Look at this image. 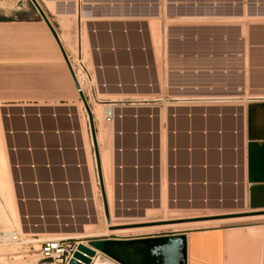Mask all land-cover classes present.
<instances>
[{
    "label": "rangeland",
    "instance_id": "1",
    "mask_svg": "<svg viewBox=\"0 0 264 264\" xmlns=\"http://www.w3.org/2000/svg\"><path fill=\"white\" fill-rule=\"evenodd\" d=\"M42 1L46 4V7L52 11L53 5L51 4V6L50 4L45 3V0ZM179 1L180 0H115L117 3V10L121 14H127L130 17L126 19L122 18L121 20L119 19V23L116 25V28H119V32H125L121 34L128 38L130 44V57L136 64L143 58L148 62L146 69L138 70L137 68L136 72H140L138 76L139 83L144 81L147 84H150L151 88H142L139 92L149 93L148 90H151V92L155 94L157 89H159L160 96H151V99L173 100L181 98V100L188 102L190 106L196 108L195 112L198 111L200 117L203 116L206 121L210 122L212 129L217 128L220 124L221 130L218 131L219 136L216 135L211 138L215 139L218 137L220 138V141L224 140L225 144L226 141L229 140L230 142L226 144L225 149L232 154L231 156L234 157V160H236V163L239 166V157L242 149L239 142L240 130L238 119L240 115V106H242V98L239 97V92L241 90L239 83L241 68L239 59L240 44L238 40V28L241 30L242 37V20L240 19L237 22L236 19L235 21L231 19H233V17H242V0H195L198 1V6L194 10L198 12L199 17L192 19L179 18L181 11H190L187 6H177ZM208 1L214 4L202 5V3ZM39 7L46 15L56 34H58L57 28L55 27L53 20L48 17L46 9L41 5ZM212 16H226L232 18L210 19ZM222 20L230 21L232 23L224 24ZM196 21L200 23H195ZM58 22L63 28L68 21L61 19L58 20ZM83 23L84 20H81V24ZM155 23L157 28L153 31L156 34L155 37L157 40L156 38L153 39L154 36L152 35L154 33L150 34L151 39H153V41H150L152 42V53L154 52V63H156L155 66H153L150 62L152 54L147 26H149V32H153L151 26H154ZM60 39L67 50V60L69 58L76 65L75 79L78 84L81 85L84 92L82 96L91 112L95 133L99 134L103 129L109 131L110 129L108 125L103 122L102 118L100 117L101 120H96L92 112L96 109V105H100L101 103L109 104L120 98L93 94L95 84L90 83L88 77L84 76V73L78 67V60L82 62L83 68L86 66L87 57L85 56V53L83 52L82 58L80 59V57H78V55H76V53L67 45V38L60 37ZM96 43L100 47L101 43L98 42V39L96 40ZM141 48L144 49L143 52L140 50ZM220 52H226L225 57L216 56ZM136 67L138 66L136 65ZM142 98L146 99V97ZM19 100L22 102L14 103L15 101L19 102ZM59 104H67L72 108L77 107L75 109L78 117L80 121L84 123L85 135L87 137L85 145L88 149V157L89 159L91 158L93 164L91 167V162L88 159V167L90 172H92V169L94 172V174L91 173L92 180L90 182L93 183L94 202L95 205L97 204L96 207L98 206V214L102 222V229L98 234L81 235L83 234L81 227L91 226V224L93 225L96 221L95 215H97L96 212H93L91 199L89 197L90 191L87 174H80V178L81 180H84L83 182L86 188L84 195L87 196L86 202L83 203L79 200L82 187L78 186L76 183L78 180L77 174H64L68 182V194H66V187L61 184L63 174H59L56 171L51 172V170L50 174H46L40 169H36L37 164L39 165L43 160L41 155H35V157V153L32 151L37 144L39 147L41 146L40 148L42 150H44H41V152L46 155V158H48L47 161L50 168L52 167L51 162L56 161V156L49 154L50 149L53 148L51 147L53 144L51 136H45V131L42 128L40 131L42 137L36 136L35 133H33V130L37 128V124L30 118L25 120V133H27V136H23L21 135L22 132H24L22 131L23 129L21 130L22 125L17 124V121H15L16 118L13 117L14 115H19L21 110L25 115H32L35 114L36 109ZM72 108H70L72 111L69 112L70 119L74 112ZM203 111L205 113H203ZM7 115L9 120L5 118ZM210 116H213V118H210ZM219 120H221V122H219ZM87 122V115L83 104L74 88V84L68 73L65 62L50 33L39 19L29 0H0V123L2 133V139L0 140V144L2 145L0 146V154L1 156L6 157L5 161L8 163L6 164V173L3 172L4 181H0V232L12 231L19 236L18 244L16 246L0 244V264H41L44 261H40L37 256L40 247L39 245L48 240H56L65 237L75 238L72 239V242L76 244L79 242L84 243L96 238L102 239V237L103 239L158 237L179 233L187 234L197 230L211 229L203 228L188 232L179 230H160L152 234H142L139 236L110 233L104 217L103 203L97 181ZM41 126L45 128L48 127L46 126V123L43 122H41ZM60 128L63 129L62 123H60ZM74 131L75 130H71L72 133ZM70 141L71 140L67 137L61 139L64 146L70 144ZM75 144L79 145L77 140L75 141ZM98 146L99 149H102L101 152L103 153L104 149H106V147L104 148V142L100 143ZM223 148L224 147L219 148L220 153H222ZM1 156L0 159L3 160L4 157L2 158ZM27 166L34 167L33 171L35 178L33 180H31V174ZM162 167L164 170V164ZM239 170V168L233 170L235 178H238V182H240ZM5 174H9V177ZM138 175L140 176L138 177L140 178L139 180L142 181L147 180L148 177L151 176L152 182L151 187L145 182H136V188H140L141 193L137 194L135 204L133 193H131L133 189L132 186H125V183L121 181V187H117L115 185V183H119L117 182V174H110V181H108L107 186L108 192L110 190L109 194L111 197L109 195V199H111V201L107 206L109 209L108 213L111 214L112 217L116 216L122 219H130L131 217H120L119 215H116L117 213L115 210L118 208L124 210L126 207L131 208L136 205L140 208L142 207V204L145 205L147 201L146 197L149 194L151 195L150 200L152 202L150 207L147 208L149 211L145 210L146 208L144 207L141 209L148 213H155L153 214V217H151L152 220H161L165 218H193L196 216L213 217V215H223V217H226L224 218L226 220L236 219L233 218V216H237L239 215L237 214L238 212L244 211L241 208V192L238 194L237 191V199H235L236 196H232L235 195L233 194L234 188L237 189L239 185H237V187L232 185L233 189L228 193V189L224 188V185L221 182L219 187L221 188V193L216 191V193L213 191L210 193V199L214 202L211 200L208 201V198L206 197L201 201L198 200L199 196L202 194L201 192L199 193V191L197 192V188L195 187V189H193L195 191L192 193L193 196H195L193 201L191 197H188V200L185 198L189 186L188 188L186 186L179 187L178 180H175L173 177L170 178V174H162V176H164L162 177L164 182H161L159 187L162 191L163 187L165 189V193L163 192L165 194V201L162 200V205L165 202V206L163 207H165V210L167 211L163 214L159 212V205L157 204V201H155L157 198V186L159 184V181L157 182V179L155 178L157 177V174ZM193 177L197 178L196 175ZM122 180H124L123 174ZM2 182L4 187L6 186L5 183L8 184L10 182L9 184L11 185L8 184L9 187L7 185L4 189L5 191L7 189L8 196L11 199L13 198L10 200L12 206L11 210L7 206L3 197L1 198V193L3 191ZM32 182H35L36 186H33ZM19 183L20 186L18 185ZM48 183H50V186ZM207 185L208 183L206 182L205 186ZM226 187L229 186L226 185ZM9 188H11L12 191ZM49 188L52 189V195L49 194ZM191 189L192 186L190 185V190ZM8 191H11L12 193H9ZM218 195L221 197H218ZM119 197L120 200H122L121 207H118V204L116 203V200ZM224 197L226 201L223 200ZM35 199L39 200V203L36 202ZM49 199L53 201L50 202ZM66 200L69 201L67 202ZM203 200L206 201L203 202ZM171 201H175L176 206L171 203ZM190 201H192V203ZM233 201L235 203H232ZM193 203L200 205V207L195 208L196 206L194 207L195 204ZM53 206H55V208H53ZM247 211V214L258 213L250 210ZM83 213H87L89 219L84 220L81 218L84 215ZM69 216H72L73 220H70ZM16 217L17 220H15ZM140 217L142 216H138V218ZM55 218L57 220H55ZM188 221L194 222L193 220ZM263 222L264 219L262 218L247 221L238 220L220 223L218 226L212 228L233 229L242 226H257ZM41 224L45 229L48 227L62 229V226L65 224L68 225V227L65 228L67 229V232L80 236H40V234H42V229L44 230V228H41ZM32 225H37V227ZM37 240L40 241L33 242Z\"/></svg>",
    "mask_w": 264,
    "mask_h": 264
},
{
    "label": "crops",
    "instance_id": "2",
    "mask_svg": "<svg viewBox=\"0 0 264 264\" xmlns=\"http://www.w3.org/2000/svg\"><path fill=\"white\" fill-rule=\"evenodd\" d=\"M254 1L242 0L243 15L238 17L239 19L235 18L237 22L242 19V37L241 30L238 28L241 68L239 97L242 98L238 119L239 142L242 149L239 165L240 167L242 166V169L240 168L238 172L239 174L241 173L239 175L240 182H238V178H235L232 169V165L234 162L236 163V160L225 149L226 144L230 141H226L225 144L224 140L220 141L218 137L215 139L211 138L216 135L219 136L220 124L217 128L212 129L210 122L206 121L203 116L200 117L198 111L195 112L196 108H193L181 98L173 100L151 99V96H160L159 89H157L155 94L151 90H148L149 93L139 92L142 88H151V85L144 81L139 83L138 76L140 72H136L137 68L138 70L146 69L148 62L143 58L136 64L130 57L129 52L126 51V48L130 45L128 38L122 35V32H119V28L117 29L116 25L119 23V19L130 17L127 14H121L117 10L115 0H50L49 2L53 5L52 11L46 7L42 0H36L39 6L41 3L46 9L48 17L53 20L59 40L60 37H66L67 45L80 59L83 52L85 53L87 57L86 66L84 67L86 76L90 83L95 84L93 94L120 98L109 104L101 103L96 105V107H102L100 117L102 116L103 122V109L105 107H111L115 113L123 116L120 122H115L113 125L104 122L110 129L111 174H117L114 169L117 158L116 149L122 148L123 161L126 166L122 182L125 183V186H132L131 193H133L135 198L137 194L141 193V189L136 188V182H145L147 184L152 182L151 176L147 180L142 181L139 180L140 178L138 177L140 176L138 174H157V177H155L157 182H161L162 174H170V178L173 177L178 180L179 187L186 186L188 188L189 186L185 197L186 200L188 197H191L192 200L195 198L192 193L196 187L197 192L199 191L202 194L198 200L201 201L206 197L212 201L210 193L212 191L221 193V188L219 187L222 182L224 188L228 189V193L233 189V186L237 187L239 185L237 189L234 188L233 194L235 195L232 196H236L237 191L239 194L242 190V195L246 201V207H244L246 208V213L248 212L247 210L264 213V8L259 7L256 9L246 5V2L253 3ZM257 2L264 4V0H257ZM177 6H187L190 9L189 12L181 11L179 18L192 19L199 17L198 12L194 10L198 6V1L180 0ZM224 17L232 18L226 16L220 18ZM211 18L219 17L212 16ZM61 19L68 21L63 28L58 22ZM81 20H84L83 24H81ZM223 23L232 22L223 21ZM93 30L96 32L95 35L92 33ZM108 31H111V34H108ZM97 39L101 43L100 47L96 43ZM60 43L68 56L61 40ZM95 45L100 48L98 54L94 52L93 48ZM111 47L114 48L113 53L110 51ZM225 54L226 52H220L216 56L225 57ZM150 62L155 66L153 58H151ZM98 65L102 67L101 70H98ZM142 97H146V99ZM21 102L19 100V102L15 101L14 103ZM70 108L72 107L67 104H59L35 110L42 114L41 122L46 123V126H48L47 128L41 126L45 131L44 135H50L53 139L51 146L53 148L50 149L49 154L55 155L56 161L51 162L52 167L50 170L59 174H62V172L57 167L60 163V155L57 152L58 147L63 149L62 156L66 163L73 164L76 159L75 154L69 151L71 146L75 144L70 132L73 128H77V120L80 119H78L75 108H72L74 111L73 119L68 118L69 112L72 111ZM52 113L56 115L55 119L51 117ZM203 113L205 112L203 111ZM210 118H213V116H210ZM30 119H33L32 121L37 124V128L33 130V133L36 136H41L38 133L39 123L35 118ZM15 121H17V124L22 125L19 118H16ZM60 123L63 124V129L60 128ZM56 131L59 132L58 136L55 135ZM172 131H175L174 136H171ZM117 132L121 133V136H118ZM150 132L152 135H149ZM95 136L97 137L98 133H95ZM63 137L69 138L71 140L70 144L64 146L61 142ZM172 146L176 147L175 154L170 152ZM40 147L37 144L33 148L34 156L41 155L43 157L42 162L39 165L37 164L36 169L50 174L51 172L44 168L48 158L41 152ZM97 147L99 150V146ZM220 147H224L222 153L219 152ZM150 148L153 150L152 153L149 152ZM188 150L190 151L188 152ZM174 163L177 166L175 172L170 169V166ZM163 164L164 171L161 166ZM219 164L224 166L222 171L218 170ZM204 165L208 166L206 170L203 169ZM149 166H152L151 170ZM188 166H191V169H188ZM161 170L163 171L162 173ZM29 171L31 180H33L34 172L30 169ZM67 174H77V172L69 169ZM195 175L197 178L193 177ZM77 176L79 177V174ZM117 176V182L121 183L119 174ZM206 182L208 183L207 186H205ZM115 185L117 186L116 183ZM190 185L192 186L191 190ZM226 185L229 187H226ZM158 186H160V183ZM158 186L157 197L160 189ZM85 189L81 188L79 198L85 196ZM65 193L68 194V188H66ZM49 194L52 195L51 188H49ZM150 196L149 194L146 198L148 199ZM218 197L221 196L218 195ZM223 200H225V197ZM50 202L52 201L50 200ZM194 204L195 208L197 206L200 207V205ZM146 206L149 207L147 203L145 205L142 204V207L147 209ZM258 218L263 219L264 216L256 219ZM248 219L256 220L255 217H250L242 221H247ZM41 232L40 236L47 237H63L73 234L67 232L64 227L62 229L48 227ZM60 239L67 241L69 245L75 244L72 242V239L75 238L65 237ZM82 244L85 245V243ZM99 262L101 264H114L102 257H99ZM41 264L50 263L43 262ZM186 264H264V222L257 226H242L233 229L211 228L187 233Z\"/></svg>",
    "mask_w": 264,
    "mask_h": 264
},
{
    "label": "bare ground",
    "instance_id": "3",
    "mask_svg": "<svg viewBox=\"0 0 264 264\" xmlns=\"http://www.w3.org/2000/svg\"><path fill=\"white\" fill-rule=\"evenodd\" d=\"M36 1V0H35ZM50 1V0H49ZM48 0H45V3H48V4H52V3H50ZM38 4V3H37ZM41 5V4H40ZM42 6V5H41ZM52 6V5H51ZM53 10V9H52ZM243 15V14H242ZM219 18H220V16H219ZM248 18V17H247ZM262 18V17H261ZM212 19V18H211ZM215 19V18H214ZM222 19V18H221ZM224 19H225V17H224ZM233 19H235L234 17H233ZM233 19H231V20H233ZM239 19V18H238ZM263 19V18H262ZM189 20V19H188ZM229 20V19H228ZM242 20V19H241ZM260 20V19H259ZM190 21V20H189ZM211 21V20H210ZM191 22V21H190ZM197 23H198V21H196ZM212 22V21H211ZM214 22V21H213ZM217 22V21H216ZM215 22V23H216ZM222 22H223V20H222ZM227 22H229V21H227ZM43 23V22H42ZM200 23V22H199ZM198 23V24H199ZM44 24V23H43ZM192 24V23H191ZM189 25V24H188ZM45 26V25H44ZM149 26H147V29H148V31H150L149 30V28H148ZM156 23H155V25L153 26H151V29H152V31L154 30H156ZM47 29V28H46ZM154 31L153 32H149V36H151L150 34H152V33H154ZM49 32V31H48ZM155 33L152 35V36H154L153 37V39H155L156 37H155ZM158 37V36H157ZM59 38V37H58ZM153 39H151V37H150V40H152L153 41ZM61 40V39H60ZM156 40H157V38H156ZM54 41V40H53ZM155 42V41H154ZM157 43V42H156ZM154 44V43H153ZM155 45V44H154ZM155 47V46H154ZM153 47V48H154ZM151 48H152V42H151ZM156 49V48H155ZM154 53V52H153ZM156 64V63H155ZM157 73V72H156ZM158 79V78H157ZM156 79V80H157ZM158 82V81H157ZM158 85V84H157ZM81 86V85H80ZM159 87V86H158ZM76 106V105H75ZM78 106V105H77ZM75 108H77V107H75ZM106 108H110V107H105L104 109H106ZM101 109H102V107H100V106H97L96 107V109L95 110H93V116H94V118L96 119V120H98V119H100V114H101ZM104 109H103V111H104ZM12 115V114H11ZM69 115V114H68ZM75 116V115H74ZM76 117H77V115H76ZM102 117V116H101ZM6 118V117H5ZM78 118V117H77ZM74 119H75V122H76V118L74 117ZM79 119V118H78ZM101 120V119H100ZM7 122V121H6ZM71 122H73V121H71ZM103 129V128H102ZM73 130H75L73 133L72 132H70V135L72 136V139H74V143H75V141H76V139H77V142L79 143V149H78V152H79V155H80V153H81V157L82 156H84V158L82 159V158H79V162L80 163H82L83 164V168L81 169V171L78 173L79 174V177H81L80 176V174H87V180L89 181V184H88V186H89V197H90V199H91V203H92V209H93V212H96L97 213V215H95V219H96V221L94 222V224L92 225L91 223V226H82L81 228H82V232H83V234H81V235H90V234H98V233H100L99 231H101V229H102V222H101V219H100V217H99V214H98V212H99V210L97 209L98 208V206L96 207V205H95V202H94V188H93V183L92 182H90L91 180H92V177H91V173H93L94 174V172H93V169H92V172H90V169H89V167H88V163H89V160H90V162H91V167L93 166V164H92V160H91V158L89 159V157H88V154H87V152H88V149H87V147H86V145H85V140H87V137H86V135H85V127H84V123L82 122V121H80V120H77V128H73ZM84 133V134H83ZM74 136V137H73ZM85 137H86V139H85ZM2 139V133H1V123H0V140ZM111 139V137H110V133H109V131H107L106 129H103L102 130V132H100L99 134H98V136L96 137V144H97V146L100 144V143H103L104 142V148L106 147V149H104V151H103V153L101 152L102 151V149L100 150L99 149V153H98V155H99V164H100V171H101V179H102V185H103V193H104V197H105V203H106V206L110 203V201H111V199H109V192H110V190H109V192H108V186H107V184H108V181H110V174H111V161H110V140ZM101 141V142H100ZM3 142V141H2ZM1 143V142H0ZM3 144V143H2ZM4 145V144H3ZM0 146H2L1 144H0ZM78 146V145H77ZM83 154V155H82ZM90 154V153H89ZM0 156H1V154H0ZM91 156V155H90ZM2 158L4 157V156H1ZM6 157H4L3 158V160L2 159H0V161H1V167H0V179L2 178L3 179V172L4 173H6V171H5V169L7 170V165L6 164H8V163H6V159H5ZM89 159V160H88ZM162 166V165H161ZM238 166V165H237ZM239 168H240V165L238 166ZM164 171V170H163ZM162 170H161V173L163 172ZM241 174V173H240ZM6 175V174H5ZM4 175V176H5ZM9 175V174H8ZM8 175H6V176H8ZM160 176V175H159ZM9 177V176H8ZM120 177V176H119ZM162 177V176H161ZM164 177V176H163ZM5 178V177H4ZM0 180V181H4V179L3 180ZM9 179V178H8ZM163 180V181H162ZM162 180H160L162 183L164 182V179L162 178ZM237 180V179H236ZM6 181V180H5ZM10 181V180H9ZM82 182H81V187H82V189L84 190V188H85V186H84V180H81ZM161 182H159V183H161ZM5 183V182H4ZM10 183V182H9ZM8 183V184H9ZM236 183H238V182H236ZM6 184V186L8 185L7 183H5ZM2 185H3V182H2ZM10 185V184H9ZM9 185H8V187H9ZM33 185V184H32ZM92 185V186H91ZM110 185V184H109ZM159 185V184H158ZM1 186V185H0ZM5 186V187H6ZM11 186V185H10ZM148 186H150L151 187V184H148ZM162 186V185H161ZM243 186V185H242ZM241 186V187H242ZM5 187H4V185H3V187H2V189H3V191H2V196H1V198L3 197V199L5 200V202H6V204H7V206L10 208V210H11V204H10V200H12L9 196H8V193H7V189H6V191L4 190L5 189ZM117 187H121V185H119V183H117ZM159 187V186H158ZM166 187V186H165ZM110 188V187H109ZM10 190H11V188H9ZM8 189V190H9ZM162 189V188H161ZM0 190H1V187H0ZM164 187H163V191L162 190H160L159 189V195H158V197L156 198V200L155 201H157V204L159 205L157 208L158 209H160V211L159 212H161V213H163V214H165L167 211L165 210V207H163V206H165V202H164V204L162 205V200H164L165 201V197H164ZM12 191V190H11ZM10 191V192H11ZM1 192V191H0ZM9 192V191H8ZM9 192V193H10ZM164 192V193H163ZM12 193V192H11ZM83 193V192H82ZM158 193V192H157ZM120 194V193H119ZM110 197H111V195H110ZM10 198V199H9ZM238 197L236 196L235 197V199H237ZM2 199V200H3ZM81 199V202H86V199H87V196H84V197H81L80 198ZM120 199V198H119ZM136 199L137 198H135L134 197V203L136 204ZM152 199V198H151ZM178 200V199H177ZM188 200V199H187ZM221 200V199H220ZM35 201L37 202V200L35 199ZM52 201V200H51ZM67 202L69 201V200H66ZM138 201V200H137ZM206 201V200H205ZM204 200H203V202H205ZM208 201H209V199H208ZM207 201V202H208ZM235 201V200H234ZM232 202V203H235V202ZM13 202V201H12ZM23 202V201H22ZM188 202V201H187ZM191 203H192V201H190ZM214 202V201H213ZM222 202H223V200H222ZM146 203L149 205V207H150V205H151V200H150V198H148L147 199V201H146ZM171 203H173L174 205H175V201H171ZM218 203H220V202H218ZM180 204V203H179ZM187 204V203H186ZM194 204V203H193ZM245 204H246V201H245V199H244V197H243V195H242V190H241V205L243 206V207H241L242 208V210H244V211H242V212H238L237 214H239V215H243V214H247L246 213V208H244V207H246L245 206ZM235 205V204H234ZM176 206V205H175ZM187 206V205H186ZM191 206V205H190ZM13 207H14V204H13ZM147 207V206H146ZM149 207H147V208H149ZM152 207V206H151ZM194 207H195V205H194ZM198 207V206H197ZM202 207V206H201ZM209 207V206H208ZM142 207H140V208H138V206L136 205V206H132L131 208L130 207H126L124 210H121V208H118V209H116L115 210V212L117 213L116 215H119L120 217H131L130 219L128 218V219H122V218H118V217H112V215L111 214H109L108 213V206H107V214H109L108 215V223H107V226H108V230L110 231V233H112V234H120V235H133V236H139V235H144V234H152V233H154V232H156V231H160V230H179V231H183V232H188V231H191V230H197V229H203V228H212V227H214V226H218V224H220V223H226V222H230V221H238V220H245V218H250V217H240V218H236V219H224V218H226V217H223V215H213V217H200V216H196V217H193V218H171V219H159V220H152L151 219V217H153V214H155V213H148L147 211H149L148 209H145V210H147V211H145V210H143V209H141ZM153 208V207H152ZM151 210V209H150ZM144 211H145V214H144ZM157 211V212H158ZM166 211V212H165ZM111 212V211H110ZM147 212V213H146ZM151 212V211H150ZM158 212V213H159ZM10 213H11V211H10ZM14 213V212H13ZM16 213V212H15ZM95 213V214H96ZM157 213V214H158ZM12 214V213H11ZM233 214H236V213H233ZM13 215V214H12ZM16 215V214H15ZM162 215V214H161ZM167 215V214H166ZM14 216V215H13ZM138 216H142V217H140V218H138ZM178 217V216H177ZM218 217H222V218H219V219H211V218H218ZM26 218V217H25ZM72 217L71 216H69V219H71ZM82 218L85 220V219H89V215L86 213V214H84L83 216H82ZM136 218H138V219H136ZM164 218V217H163ZM243 218V219H242ZM252 218H254V217H252ZM257 217H255V219H256ZM39 219H40V217H39ZM92 219V218H91ZM151 219V220H150ZM259 219V218H258ZM264 219V218H263ZM15 220H17V217L15 218ZM55 220H56V218H55ZM94 220V219H93ZM188 220H193L194 222H191V221H188ZM249 220V219H248ZM251 220V219H250ZM93 222V221H92ZM16 223V222H15ZM89 224V223H88ZM17 225V224H16ZM32 226H36L37 227V225H32ZM31 226V227H32ZM71 226V225H70ZM72 226H74V225H72ZM67 228L68 227V225H63L62 226V228ZM41 228H44L43 227V225L41 224ZM43 230V229H42ZM260 230V229H259ZM80 234V233H79ZM73 236H76V237H78V236H80V235H74V234H72ZM22 236H24V235H22ZM27 236V235H26ZM32 236H35V235H32ZM18 234L17 233H15V232H12V231H7V232H0V244H8V245H10V246H16L17 244H18ZM115 238H117V237H115ZM120 239H134L133 237H130V238H120ZM33 242H38V241H33ZM80 243V242H79ZM79 243H77V244H79ZM76 244V245H77ZM75 245V246H76ZM84 245V244H83ZM91 264H101L100 262H99V257H95V258H93L92 259V262H91Z\"/></svg>",
    "mask_w": 264,
    "mask_h": 264
},
{
    "label": "water",
    "instance_id": "4",
    "mask_svg": "<svg viewBox=\"0 0 264 264\" xmlns=\"http://www.w3.org/2000/svg\"><path fill=\"white\" fill-rule=\"evenodd\" d=\"M34 8L41 22L49 31L52 39L54 40L64 62L71 80L74 84L80 100L83 104L85 113L87 115L89 134L92 144L93 156L96 167L97 181L102 198L104 217L108 223L107 206L103 193V185L101 179V171L99 164L98 148L96 144V136L94 131V124L91 112L80 92L79 86L74 77L71 66L67 60L66 54L60 44L58 36L54 31L52 25L48 21L46 15L41 10L35 0H29ZM264 216V213H252L233 216L239 217H252ZM232 217V216H231ZM211 218V219H219ZM82 243L75 244L74 250L69 253V260L67 264H91L92 259L95 257H102L114 264H186V234H172L168 236L158 237H144L134 239H94Z\"/></svg>",
    "mask_w": 264,
    "mask_h": 264
},
{
    "label": "built area",
    "instance_id": "5",
    "mask_svg": "<svg viewBox=\"0 0 264 264\" xmlns=\"http://www.w3.org/2000/svg\"><path fill=\"white\" fill-rule=\"evenodd\" d=\"M81 1V0H80ZM116 5L117 4H115V7H116ZM202 5H213V3H211V2H205V3H203ZM246 5L247 6H251V7H254V8H256V9H258L259 7H262V8H264V4H260V3H258L257 2V0H255L253 3H248V2H246ZM146 6V5H145ZM148 7H150L149 5H147ZM195 6V5H194ZM92 33L93 34H95V31H92ZM122 33H125V32H122ZM147 33H148V37H149V41H150V36H149V31H148V29H147ZM108 34H111V31H108ZM150 43V49H151V54H152V58H153V60H154V55H153V53H152V48H151V41L149 42ZM94 52L95 53H99L100 52V48L97 46V45H95L94 46ZM142 52L144 51V49L143 48H141L140 49ZM110 51L113 53L114 52V48L113 47H111L110 48ZM126 51L127 52H129L130 50H129V47L128 48H126ZM176 57V56H175ZM68 62H69V64H70V66H71V69H72V71H73V73H74V76H75V78H76V73H75V64H74V62L73 61H71L69 58H68ZM78 67L80 68V70L84 73V76H86V72H85V69L83 68V65H82V62L80 61V60H78ZM102 69V67L100 66V65H98V70H101ZM77 82V81H76ZM77 84H78V82H77ZM78 86H79V89H80V92H81V94L83 95L84 94V92H83V90H82V88H81V86H80V84H78ZM14 118H19L21 121H22V125H23V131L24 132H22V134L24 135V136H27V133H25V130H26V126H25V120L26 119H28V118H35L36 120H37V122L39 123V130H38V133L40 134V135H42L41 134V120L40 119H42V114L41 113H39V112H35V114H32V115H25L24 114V112L23 111H20V114L19 115H14L13 116ZM51 117L53 118V119H55L56 118V115L55 114H51ZM103 117H104V122L106 123V124H110V125H113L115 122H120L122 119H123V116L121 115V114H119V113H115L114 112V109L113 108H106V109H104V111H103ZM174 117V116H173ZM68 118L70 119V116L68 115ZM150 118H152V116H150ZM6 119H8L9 120V117H8V115L6 116ZM55 135L56 136H58L59 135V132L58 131H56L55 132ZM117 135L118 136H121V133H118L117 132ZM149 135H152V133L150 132L149 133ZM175 135V131H172L171 132V136H174ZM58 148H60V147H58ZM80 147L79 146H77L76 144H73L72 146H71V148L69 149V151H71L73 154H75V156H76V159H75V162L73 163V164H68V163H66L65 162V160H64V158H63V156H62V154H63V149L62 148H60V149H57V152L59 153V155H60V163L57 165V167H58V169L62 172V174H63V180L61 181V184L63 185V186H65L66 188H67V186H68V182H67V179H66V177H65V175L64 174H67V171L69 170V169H73V170H75L76 172H77V174L81 171V169L83 168V164L82 163H80L79 162V158H80V156H81V153H80V155H79V152H78V149H79ZM42 150V149H41ZM29 151V150H28ZM32 151H34V149H32ZM42 151H44V150H42ZM190 150H188V152H189ZM220 151V150H219ZM149 152L150 153H152L153 152V150L150 148V150H149ZM170 152L172 153V154H175V152H176V147L175 146H172L171 148H170ZM116 153H117V158H116V164H115V167H114V169L117 171V174H119V181H123L122 180V174H123V172H124V170H125V168H126V166H125V164H124V161H123V149L122 148H117L116 149ZM94 157V156H93ZM82 159L84 158V156H82L81 157ZM95 162V161H94ZM238 164L237 163H235L234 162V164L232 165V169L233 170H236L237 168H239L238 166H237ZM29 167V169L32 171V172H34L33 170H34V167L33 166H28ZM223 164H219L218 165V170L219 171H222L223 170ZM44 168L47 170V171H50V167H49V163H48V161H47V159H46V162H45V164H44ZM208 168V166L207 165H204L203 166V169L204 170H206ZM241 169H242V166L240 167ZM239 168V169H240ZM149 169L151 170L152 169V166H149ZM170 169L173 171V172H175V170L177 169V166H176V164L174 163V164H172L171 166H170ZM188 169H191V166H188ZM95 170H96V167H95ZM35 177L33 176V179H34ZM79 179H78V181L76 182L77 183V185L78 186H81V178L80 177H78ZM32 184H33V186H36V184H35V182H32ZM19 186H20V183L18 184ZM48 185L50 186V183H48ZM119 185H122V182L121 183H119ZM38 197V196H37ZM120 198V197H119ZM117 199L116 200V203L118 204V207H121L120 205H121V203H122V200H120V199ZM80 201H81V199H79ZM53 201V200H52ZM37 202L39 203V200H37ZM72 217V216H71ZM57 220V219H56ZM70 220H73V217L70 219ZM58 223V222H57ZM59 224V223H58ZM57 224V225H58ZM40 247H39V251H38V254H37V256L39 257V260L40 261H44V262H49L50 264H67V262H68V260H69V258H70V256H69V253L71 252V251H73L74 250V247H75V244L74 245H69L68 243H67V241H65V240H62V239H56V240H48V241H46V242H42L40 245H39Z\"/></svg>",
    "mask_w": 264,
    "mask_h": 264
}]
</instances>
